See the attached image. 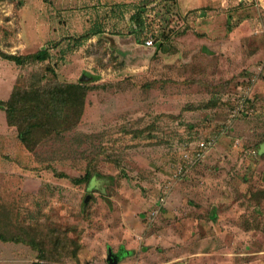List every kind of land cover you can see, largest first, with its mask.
<instances>
[{
  "label": "rangeland",
  "instance_id": "rangeland-1",
  "mask_svg": "<svg viewBox=\"0 0 264 264\" xmlns=\"http://www.w3.org/2000/svg\"><path fill=\"white\" fill-rule=\"evenodd\" d=\"M18 82L79 89L32 150L0 111V264H264V0H0Z\"/></svg>",
  "mask_w": 264,
  "mask_h": 264
},
{
  "label": "trees",
  "instance_id": "trees-1",
  "mask_svg": "<svg viewBox=\"0 0 264 264\" xmlns=\"http://www.w3.org/2000/svg\"><path fill=\"white\" fill-rule=\"evenodd\" d=\"M48 58L46 50H40L36 53L20 57V56H4L5 60L14 62V64L20 66L26 62L38 63L45 61ZM84 82V81H83ZM79 89L78 85H64L57 86L50 90V88H34L26 91L21 85H16L11 90L9 98L5 101L0 100V111L4 113V119L7 127L15 128L18 140L32 150L39 140H37L38 131L45 133L46 136L57 135L59 132H55L49 123L51 120L56 119L64 109L68 108L69 100L63 98L64 94H73ZM60 95L62 98H55ZM61 105L57 109H52L51 105ZM74 106L77 107V117L82 114V99L81 95L74 99ZM36 134V136H35ZM30 143V144H29ZM89 174L84 175L82 178L74 180L75 183L80 184L84 181H89ZM1 237V236H0ZM5 241V238L3 239ZM130 252H126L129 255ZM35 264V263H34ZM37 264V263H36Z\"/></svg>",
  "mask_w": 264,
  "mask_h": 264
},
{
  "label": "water",
  "instance_id": "water-1",
  "mask_svg": "<svg viewBox=\"0 0 264 264\" xmlns=\"http://www.w3.org/2000/svg\"><path fill=\"white\" fill-rule=\"evenodd\" d=\"M107 263L108 264H116V261H112L111 252L109 251L108 257H107Z\"/></svg>",
  "mask_w": 264,
  "mask_h": 264
},
{
  "label": "built area",
  "instance_id": "built-area-1",
  "mask_svg": "<svg viewBox=\"0 0 264 264\" xmlns=\"http://www.w3.org/2000/svg\"><path fill=\"white\" fill-rule=\"evenodd\" d=\"M145 45H146V46H151V45H152L151 40H146Z\"/></svg>",
  "mask_w": 264,
  "mask_h": 264
},
{
  "label": "crops",
  "instance_id": "crops-1",
  "mask_svg": "<svg viewBox=\"0 0 264 264\" xmlns=\"http://www.w3.org/2000/svg\"><path fill=\"white\" fill-rule=\"evenodd\" d=\"M119 259H120V258H119ZM119 259H117L116 262H117Z\"/></svg>",
  "mask_w": 264,
  "mask_h": 264
}]
</instances>
